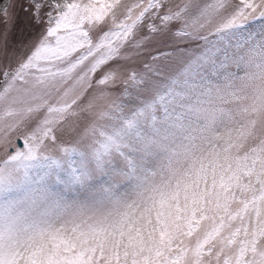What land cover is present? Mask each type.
I'll return each instance as SVG.
<instances>
[{
	"label": "snow or ice",
	"instance_id": "6c2138e0",
	"mask_svg": "<svg viewBox=\"0 0 264 264\" xmlns=\"http://www.w3.org/2000/svg\"><path fill=\"white\" fill-rule=\"evenodd\" d=\"M22 7L39 35L0 50V264H264V0ZM155 35L182 45L171 66L128 67Z\"/></svg>",
	"mask_w": 264,
	"mask_h": 264
},
{
	"label": "rangeland",
	"instance_id": "374dc122",
	"mask_svg": "<svg viewBox=\"0 0 264 264\" xmlns=\"http://www.w3.org/2000/svg\"><path fill=\"white\" fill-rule=\"evenodd\" d=\"M179 2V0H173ZM8 11L13 18L12 23L6 26L4 17L0 14V50H7L9 53L23 54L39 35V27L33 23L29 14L25 12L22 5L27 4V0H0V9L9 5ZM146 31V30H145ZM147 34V33H146ZM171 36H151L144 40V47L140 50L129 48L127 55L129 56L128 67L143 70L145 63H153L151 56L158 55L161 57L158 63L163 66H171V57H165L163 54L173 52L182 45L173 43Z\"/></svg>",
	"mask_w": 264,
	"mask_h": 264
},
{
	"label": "water",
	"instance_id": "95a60500",
	"mask_svg": "<svg viewBox=\"0 0 264 264\" xmlns=\"http://www.w3.org/2000/svg\"><path fill=\"white\" fill-rule=\"evenodd\" d=\"M17 145L22 147V142L21 141H17Z\"/></svg>",
	"mask_w": 264,
	"mask_h": 264
}]
</instances>
